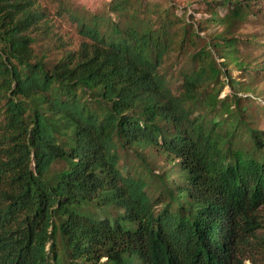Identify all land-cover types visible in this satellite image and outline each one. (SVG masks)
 Returning <instances> with one entry per match:
<instances>
[{
    "label": "trees",
    "instance_id": "16d2710c",
    "mask_svg": "<svg viewBox=\"0 0 264 264\" xmlns=\"http://www.w3.org/2000/svg\"><path fill=\"white\" fill-rule=\"evenodd\" d=\"M48 1L0 0V264H248L264 42L243 53L235 28L264 0H193L197 21L173 0H52L74 39Z\"/></svg>",
    "mask_w": 264,
    "mask_h": 264
},
{
    "label": "rangeland",
    "instance_id": "374dc122",
    "mask_svg": "<svg viewBox=\"0 0 264 264\" xmlns=\"http://www.w3.org/2000/svg\"><path fill=\"white\" fill-rule=\"evenodd\" d=\"M109 0H70L71 5L76 10H82L85 11V13L89 14L91 12H104L106 13L108 11L107 3ZM148 1V0H146ZM156 2H163V0H151ZM174 3L177 5L175 12L178 14H192L193 15V21L201 20L203 18L209 17V13L205 11L202 7H199L197 3L193 2V0H173ZM258 3L262 4L263 0H258ZM47 11L50 16H52L55 21H61L62 28L66 30L69 35L74 39L76 33L75 29L70 25L69 22H67V19H63L60 16H57L55 14V8H54V2L48 1L47 2ZM257 4H253V8H256ZM213 7L215 13H218L219 15H223L225 13V8L221 7V5L218 4V1L213 2ZM109 14L112 12L108 11ZM223 26L220 23L215 24H209L208 28L200 32L201 35H203L205 38L206 36L212 32L215 29H221ZM235 33L241 36L248 35L250 36L251 33L254 35L255 40L250 42L248 44V47H243L242 52L243 53H250V55L254 56L257 55L260 52V49L262 46H260L258 41L264 42V17L261 18H253V15L250 14L248 16V19L246 21H242L239 24H237L235 28ZM249 55V57H251ZM261 56V55H260ZM217 61H220L222 59L216 57ZM261 59V58H259ZM238 72L236 70L232 71V76H235ZM255 84V83H254ZM253 84V86H254ZM237 85L234 84L231 88L228 83H225L222 90L219 93V97H223L226 94H231L234 90H237ZM256 91L258 92L259 96L256 97V101H259V103H262L264 106V79L259 80L255 84ZM252 103H250L247 107H251ZM257 116L260 117V124L264 126V109H261V111L255 112ZM246 263L248 264H264V243L261 242L260 245H257L256 248L249 251L247 254V258L245 259Z\"/></svg>",
    "mask_w": 264,
    "mask_h": 264
}]
</instances>
